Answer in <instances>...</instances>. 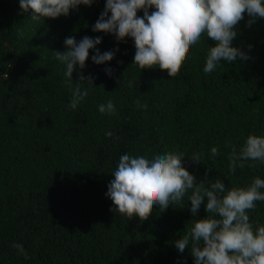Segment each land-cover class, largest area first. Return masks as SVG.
<instances>
[{
	"label": "trees",
	"instance_id": "obj_1",
	"mask_svg": "<svg viewBox=\"0 0 264 264\" xmlns=\"http://www.w3.org/2000/svg\"><path fill=\"white\" fill-rule=\"evenodd\" d=\"M105 5L94 0L67 17L33 21L31 13H20L19 0H0V264H195L190 248L179 253L174 242L192 222L212 216L206 198L196 216L191 190L182 203L162 213L154 208L145 221L110 211L115 206L106 193L124 154H183L181 166L206 186L220 179L226 189H247L257 177L264 180L259 161L229 172L233 149L238 154L249 135L264 137V18L248 26L245 12L234 26L230 46L247 60H221L205 73L216 45L205 33L171 78L158 66L133 64L131 38L118 43L92 31ZM70 35L77 42L100 37L99 51L115 52L112 61L96 65L89 51L82 74L93 84L81 82L79 67L70 80L56 59ZM80 83L88 95L71 109ZM108 101L114 112L101 113L99 105ZM254 203L246 212L255 232L264 226V201Z\"/></svg>",
	"mask_w": 264,
	"mask_h": 264
},
{
	"label": "clouds",
	"instance_id": "obj_2",
	"mask_svg": "<svg viewBox=\"0 0 264 264\" xmlns=\"http://www.w3.org/2000/svg\"><path fill=\"white\" fill-rule=\"evenodd\" d=\"M94 0H19L20 13H31L33 21L41 18L56 19L69 15L70 10H78L80 5L91 7ZM154 8L155 11L149 13ZM143 11V17L137 13ZM247 12L250 17L248 26L257 18H264L262 0H106L105 9L92 28L93 32H103L115 36L118 43L125 38L134 41L136 53L134 63L141 69L158 66L172 78L180 71L190 46L202 34L216 42L209 48L204 67L205 73H211L224 60L234 62L238 57H249L238 48L231 47L237 36L234 26ZM110 13V16H109ZM45 19V20H46ZM100 37L85 36L79 42L70 35L65 38L66 50L55 53L56 59L66 65L65 75L71 80L73 71L79 67L81 82L93 84L91 76L85 77L82 70L93 50L92 62L106 64L114 59L115 52L103 54L97 48ZM251 48V46H249ZM115 51H118L116 49ZM10 66V65H9ZM106 74L112 75V69L106 68ZM2 79H9L8 73ZM77 85L70 108L76 107L88 95L87 89ZM112 101L99 105L101 113L114 112ZM111 136L112 133H106ZM219 155L218 148L211 149V157ZM183 154L171 152L156 155L152 159L144 156L124 154L120 157L114 179L108 185L106 196L111 199L114 208L110 211L134 216L145 221L153 209L165 212L170 206L182 203V198L191 190L190 213L196 216L201 204L205 202L207 216L194 221L190 232L174 242L179 253L190 248L195 264H264V226L253 231L246 210L255 208L256 201H264V180L257 177L247 188H225L220 179L207 184L197 182L196 178L181 166ZM191 159L200 162V156L194 154ZM249 160L264 164V137L249 135L237 154L233 149L230 157L229 172L234 173L239 166L243 168ZM216 217H219L218 219ZM21 254L20 244H13ZM27 258V257H25Z\"/></svg>",
	"mask_w": 264,
	"mask_h": 264
}]
</instances>
